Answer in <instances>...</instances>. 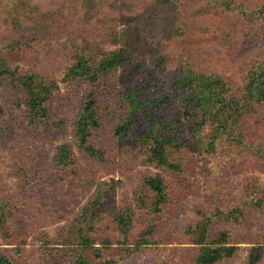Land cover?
Instances as JSON below:
<instances>
[{"label":"rangeland","instance_id":"obj_1","mask_svg":"<svg viewBox=\"0 0 264 264\" xmlns=\"http://www.w3.org/2000/svg\"><path fill=\"white\" fill-rule=\"evenodd\" d=\"M172 1L0 0V49L6 53L9 64L18 66L19 71L32 69L56 84L49 104L52 122L49 126L28 123L25 109L16 102L12 91L6 84L0 86L3 108L0 114V202L9 212L7 223L13 231L7 235L0 233V248L12 249L20 239L30 247L38 242L36 239L41 233L51 238L62 233L76 211L89 201L96 189L95 182L102 180L113 185L108 208L117 210L127 204L135 208L126 245L134 246L142 233L145 239L151 235V240L147 239L139 250L121 255L116 249L117 244L122 245L120 233L110 223L113 215L110 212L102 226H107L104 234L114 237L112 246L116 250L112 252L116 254L117 264H193L197 252L187 230L204 218L202 214H213L211 226L227 231L238 246L234 256L215 264H248L252 246L260 253L256 264H264V111L260 106L254 114L240 121L232 135L225 134L214 151L200 150L190 136L191 141L183 146L180 154L184 164L181 173L145 162L133 140L139 131L135 129L138 124L131 129L138 130L132 132L133 139L121 140L111 135L112 124L123 115L118 108L110 112L103 107L101 125L95 130L98 142L103 136L106 148L110 149L108 156L111 157L106 163H98L77 150L73 121L79 103L74 97L82 94L77 95L78 87L63 79L79 52L85 51L93 57L123 48L132 56L133 64L142 63L136 77L141 81L146 76L144 70L153 67L152 49H160L166 62L159 79L166 89L175 78L178 64L186 59L195 60L196 65H203L235 85L242 75L240 66L255 59L264 61V35H260L264 24L254 19L262 25L259 28L253 24L258 33L256 28H250L252 25L247 23L250 21L243 18L242 13L259 11L264 18V0H232L233 9L216 10V16L210 8L211 0ZM182 23L203 27L214 36L225 32L222 40L228 44L220 45L210 39L197 49L190 43L192 35H180L176 31ZM239 23L240 31L246 34L237 33ZM16 41L27 43L15 53H8L6 46ZM203 60L208 63L203 64ZM175 105L172 110L180 111V102ZM170 112L167 109V113ZM127 141L130 153H125ZM62 143L72 146L78 169L74 175H58L65 180L47 169L56 147ZM257 154L261 157L257 158ZM38 161L47 170L44 177L49 181L31 192L37 199L33 203L19 197L20 180L16 172L23 168L34 169ZM142 173L159 174L164 178L173 195L169 208L158 213L138 204L136 208L133 201L139 195ZM12 236L15 243L11 241Z\"/></svg>","mask_w":264,"mask_h":264},{"label":"trees","instance_id":"obj_2","mask_svg":"<svg viewBox=\"0 0 264 264\" xmlns=\"http://www.w3.org/2000/svg\"><path fill=\"white\" fill-rule=\"evenodd\" d=\"M211 1L213 6L210 8H213L214 16L217 15L216 10L229 12L233 9L232 0ZM242 13L243 18L250 21L247 22L252 25L250 28L257 29L255 25L259 28L262 26L255 23L254 19L264 24V18L259 11ZM240 27L239 23L237 33L246 34L240 31ZM261 29L260 35L263 36L264 28ZM176 31L180 35H192L190 43L197 49L202 48L210 39L220 45L228 44L222 40L225 32L222 35L215 33L214 36L208 34L210 30L192 27L186 23H182ZM257 32L259 33L258 29ZM26 43L27 41L12 42L6 46V51L15 53V50ZM152 50L153 67L144 70L146 76L141 81H137L136 77L141 72L142 63L133 64L132 56L123 48L102 52L100 56L92 57L85 51L75 55L63 81L76 85L77 95L82 94L78 98L74 97L78 100L79 111L73 121V134L80 153L98 163H106L111 157L108 156L110 149L106 148L103 136L100 137L103 140L98 142L100 139L95 136V130L101 125L100 115L103 107L109 108L110 112H116L118 108L123 115L119 121L112 124L111 135L128 140L133 139L132 132L134 134L139 130L133 140L137 143L145 162L170 172L181 173L184 164L180 154L183 146L191 141L190 136L194 138L200 150L206 151L210 148L214 151L217 142L223 140L225 134L232 135L243 118L254 114L259 106L264 111V61L255 59L240 66L242 75L239 84L235 85L219 74L210 72L203 65H196L195 60L186 59L181 65L178 64L175 78L166 89L159 79L164 71L166 58L160 49ZM216 52L223 55L222 52ZM204 63L208 61L203 60ZM3 84H6L16 102L25 109L28 123H32V126L37 123L51 125L49 104L52 90L56 87L55 82L45 80L32 69L19 71L18 66L9 64L6 53L0 49V86ZM178 102L181 110H172ZM167 109H170V114ZM2 113L3 108L0 105V114ZM135 126L138 130L131 131ZM125 145V153H130L128 141ZM256 157L261 156L257 154ZM75 160L72 146L62 143L56 147L47 169L53 171L59 179L65 180V177L58 175L76 174L78 169ZM40 163L38 161L34 164V169L23 168L16 172L20 180L18 195L25 201L35 203L37 199L31 192L38 186H46L49 181L44 177L47 170L43 169ZM140 182L139 195H136L133 201L136 208L138 204L155 213L169 208L173 195L162 176L142 173ZM95 183L96 189L91 193L89 201L76 211L74 218L62 228V233L53 238L47 233H41L36 239L38 242L30 247L20 239L12 249L0 248V264H117L118 259L112 251L117 249L118 252L121 251V255L130 254L146 244L147 239L151 240V235L145 239V233H142L134 246L126 245L135 208L129 204L117 210L108 208L111 205L113 185H108L102 180ZM100 186L103 187L100 189ZM1 204L2 201L0 233L7 235L12 231L7 223L9 212L5 210V204ZM47 209L53 211L52 207ZM110 212H113L110 223L114 225L113 229L120 233L119 243L122 244H117L116 249L112 246L115 245L114 237L104 234V227L107 226H102ZM202 216L203 219L196 221L194 226L187 230L197 252L192 260L193 264H215L234 256L238 246L231 241L229 233L211 226L213 214ZM11 241H16L13 236ZM259 254L252 246L248 264H256L260 259Z\"/></svg>","mask_w":264,"mask_h":264}]
</instances>
